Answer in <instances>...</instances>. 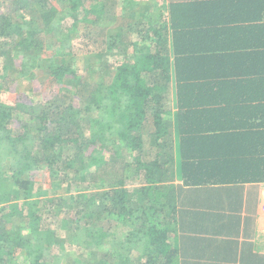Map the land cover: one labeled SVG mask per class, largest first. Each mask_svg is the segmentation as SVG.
<instances>
[{"label": "trees", "instance_id": "obj_1", "mask_svg": "<svg viewBox=\"0 0 264 264\" xmlns=\"http://www.w3.org/2000/svg\"><path fill=\"white\" fill-rule=\"evenodd\" d=\"M1 1L11 9L0 15V143L7 145L0 148V264H177L167 232L147 217L169 196L175 174L186 187L264 183V88L253 87L264 80L255 65L264 42L254 41L247 22L264 17V0L164 5L169 18L106 56V84L82 95L78 84L65 94L60 87L80 77L74 47H87L90 37L75 39L83 21L100 24L99 0ZM40 68L36 102L7 88L15 81L6 71L32 79ZM112 139L122 144L115 153L122 162L108 154ZM100 216L107 227L96 228ZM115 218L129 227L122 241L108 232ZM146 238L152 248L143 259ZM66 245L79 256L62 260ZM85 251L95 259L81 260Z\"/></svg>", "mask_w": 264, "mask_h": 264}, {"label": "crops", "instance_id": "obj_2", "mask_svg": "<svg viewBox=\"0 0 264 264\" xmlns=\"http://www.w3.org/2000/svg\"><path fill=\"white\" fill-rule=\"evenodd\" d=\"M207 1L214 5H232L239 0ZM247 1L260 3L262 0ZM187 2L194 0H145L139 8L148 9L156 5L159 9L153 8L150 12L158 11L160 17L156 18H163L165 15L169 18L168 13L162 16L164 5ZM247 22H253L255 27L254 41L264 42V17ZM255 65L264 68V59ZM253 87L264 88V80L253 84ZM260 91L261 89L258 90ZM259 96V93H256L255 97ZM174 111L172 105V117ZM167 185L169 196L157 203L158 211L151 212V215L147 211V217L150 226L167 232L165 235L168 234L169 241H166V244L169 250L178 255L177 264H264V183L186 187L181 177L175 174ZM160 223L163 225H159ZM122 226L119 223L115 227L111 224L113 238L114 228L125 232L129 228ZM148 239L141 243L143 259L152 248ZM120 240L122 241L123 237ZM138 254L139 250H134L133 255Z\"/></svg>", "mask_w": 264, "mask_h": 264}, {"label": "rangeland", "instance_id": "obj_3", "mask_svg": "<svg viewBox=\"0 0 264 264\" xmlns=\"http://www.w3.org/2000/svg\"><path fill=\"white\" fill-rule=\"evenodd\" d=\"M139 2L137 4H132V6L128 5L130 1L125 2V0H99V9L103 11L101 13V21L100 24H94L91 25V22L88 21H83L82 24L79 25V30L77 31L76 39H75V44H80L82 41V37L89 35L90 39L87 40V47L84 45H76L74 47V52L78 55V74L79 78L74 81L72 85L67 84V85H62L60 89L62 92L65 94V90H70L72 87L76 86L77 84L79 85V95H82L85 93L86 89L85 87L88 86V88L95 89L97 84L101 83L102 81L107 82L108 80V75H104L107 73H104V70L100 69H105L106 64L109 58L108 55H115L116 51L119 53H123L127 47V43L129 41H132V39H137L136 36L138 35L139 32L141 31H146L150 24H153L155 26L160 25L162 22L161 18H156L160 17V14L158 11L156 12H150L151 8L148 9H142L139 8L140 4L145 1V0H138ZM156 1V0H155ZM159 2H162V0H157ZM94 4H98V0H93ZM129 7H128V6ZM89 6V5H88ZM11 7L6 3V5H2V1L0 0V15L6 14L8 10H10ZM10 12V11H9ZM147 13V14H146ZM89 20V18H88ZM158 21V22H157ZM72 23V20L68 19L65 21V27L69 26ZM138 37V36H137ZM92 41V42H89ZM79 42V43H78ZM115 42L114 46V52H109L110 54H106V49L108 46L112 43ZM85 43V42H83ZM101 48L105 50V52L100 53ZM105 48V49H104ZM105 53V54H104ZM107 56V58H106ZM20 66V65H18ZM105 66V68H104ZM101 71L102 73L98 72ZM23 72V71H21ZM26 72V71H25ZM41 68L35 70L34 75H32V79H28L26 77H21L22 75L20 72L11 71L6 73L13 79V83H10V85H7L9 87V90L15 95L17 91L25 92L26 96L28 97L29 101H37L40 99V95L42 92V87L39 85L40 82L42 81V75H41ZM78 80V81H77ZM3 85V83H1ZM0 84V88L2 85ZM83 88V90H82ZM65 89V90H64ZM38 97V98H37ZM74 97V96H73ZM78 97V96H77ZM13 100H16L17 98L12 97ZM37 99V100H36ZM82 100V98L80 97ZM3 102H6V104H10L8 100H4ZM19 102L18 100L12 102L11 104H16ZM33 103V102H32ZM38 103V102H37ZM172 95H168L167 97V106L172 109ZM22 105V104H21ZM173 133V131H172ZM20 134V132L17 130V128L14 129V135L17 137ZM91 133L87 132V136H89ZM14 135L11 133V136L14 138ZM98 135V134H97ZM95 138H98L95 136ZM149 135H146V144L145 148L147 151H150V145L148 142ZM16 139H12V141L15 143ZM104 143V142H102ZM122 145V144H121ZM116 144L113 139L108 143V154H111L112 158L116 159L115 162H122L123 159L118 157V154L115 155L116 152L120 151L119 146ZM6 144L0 143V148L1 150L6 149ZM144 148V149H145ZM155 152H158L156 149ZM107 154V156H109ZM154 155V154H152ZM147 160H152L151 155L146 154ZM154 157V156H153ZM150 158V159H149ZM4 161V160H3ZM7 162V161H6ZM2 163V162H1ZM101 171V170H100ZM97 172L95 174V178H97L98 183L99 179H104L102 177V174ZM43 182H38V185L36 186L37 188H43L44 190L51 191L48 186H46ZM87 186V183H85L84 187ZM35 188V189H37ZM44 191V192H48ZM75 194L76 192L73 191ZM87 193V192H86ZM65 191L63 192H56V194H51L55 195L56 197L59 196H64ZM51 196H46L45 199L51 198ZM149 215H151V212H149ZM97 216V215H96ZM51 221V220H50ZM119 223V221L115 218L110 225L114 224V227ZM95 225L96 228H101V227H107L108 224L103 223V216L98 217L97 220H95ZM119 226V225H118ZM102 230V229H98ZM106 229H104L105 231ZM111 231L110 232L111 234ZM117 231V235H116ZM114 233L115 237L121 239L122 234L126 233L125 230L123 231L122 229L118 228L117 230L114 228ZM112 239V238H111ZM87 251L83 252V255H81V260L87 261H93L95 258H93L95 255H92L91 257L86 255ZM88 253V252H87ZM63 254V252H60L59 250L56 252L55 256H60ZM67 254H71V258H76L79 256V251L76 252L75 250L73 251H68L67 250V245H66V251L64 252V256L62 260H65L64 258L66 257ZM97 254V253H96ZM100 254H98L97 258L99 257ZM58 258V259H59ZM54 259L50 260V263H52ZM61 260V261H62ZM64 262V261H63Z\"/></svg>", "mask_w": 264, "mask_h": 264}]
</instances>
